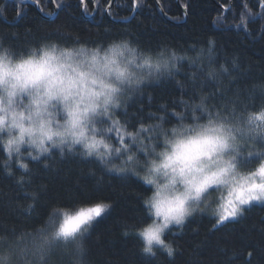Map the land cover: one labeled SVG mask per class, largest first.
Returning a JSON list of instances; mask_svg holds the SVG:
<instances>
[{"label":"clouds","instance_id":"clouds-1","mask_svg":"<svg viewBox=\"0 0 264 264\" xmlns=\"http://www.w3.org/2000/svg\"><path fill=\"white\" fill-rule=\"evenodd\" d=\"M67 161L93 189H146L140 216L118 225L144 264H175L178 254L205 264L169 236L197 218L215 229L233 205L229 221L264 206V69L221 53L214 38L147 45L63 25L0 31V264H99L95 220L61 227L83 206L107 213L115 201L46 199L43 177ZM219 264L259 261L256 249H231Z\"/></svg>","mask_w":264,"mask_h":264},{"label":"trees","instance_id":"trees-1","mask_svg":"<svg viewBox=\"0 0 264 264\" xmlns=\"http://www.w3.org/2000/svg\"><path fill=\"white\" fill-rule=\"evenodd\" d=\"M53 1L60 5L59 11L53 18L47 19L40 16L29 2L0 0V31L38 36L46 27L63 25L81 36L129 32L147 45L162 40L184 45L214 38L221 53H238L242 63L250 64L254 70L264 69V19L255 16L247 24V30L240 27L245 0H179L182 7L176 0H158L160 8L170 20L162 15L155 0H135L139 6L131 18L133 0H114L109 10L110 18L105 10L112 0H86L84 13L79 0ZM246 2L253 14L264 12L257 0ZM40 8L46 16L52 15L53 7L49 0H41ZM95 9V14L91 16ZM113 19L121 21L115 22ZM256 74L254 71L253 75ZM161 91L167 94V89ZM43 179L49 185L48 200L69 195L84 201L114 200L112 210L102 213L92 226L90 243L93 255L99 264L105 261L110 264H144L136 254L135 241L122 238L118 225L122 219L135 220L140 216L141 208L136 194L146 189L135 181L125 187L112 181L103 189H93L91 181L80 175L78 166L72 161L63 163L57 172ZM5 190L14 192L7 185ZM22 198V195H16V199ZM169 238L175 240L182 252L191 251L195 259L205 261V264H219L223 253L231 249H256V259L259 264H264V255L261 254L264 251V206L246 209L245 216L240 220L228 221L215 229L207 218L191 220L181 235L172 233ZM243 258L240 255L237 259ZM184 261L185 255L178 254L175 264H184Z\"/></svg>","mask_w":264,"mask_h":264},{"label":"snow or ice","instance_id":"snow-or-ice-1","mask_svg":"<svg viewBox=\"0 0 264 264\" xmlns=\"http://www.w3.org/2000/svg\"><path fill=\"white\" fill-rule=\"evenodd\" d=\"M49 2H53V0H49ZM257 2L259 7L261 9H264V0H257ZM34 3L37 5V7H39L41 0H34ZM79 3L83 7L85 6L86 0H79ZM133 4L134 7L139 6L135 3V0H133ZM57 6L59 7L60 5ZM185 7H187V5H185ZM243 8L244 11H242L240 15L239 26L245 28V30H247V24L249 22H252L255 16H260L262 19H264V12L253 14L246 0L245 3L243 4ZM262 29H264V26H262ZM253 198H256L255 195L253 196ZM247 202H248L247 199L242 201V203H247ZM103 211H104V207L100 203L92 204L89 206H83L79 209V211L76 213L75 216H69L66 218L64 225L61 227V231L62 232L76 231L82 225H88L92 223L96 218L101 216ZM235 215H236V210H235V206L233 205L231 211L225 212V214L220 217V220L217 222L216 227L228 222L231 219H234ZM69 225H71L72 227L69 228Z\"/></svg>","mask_w":264,"mask_h":264},{"label":"water","instance_id":"water-1","mask_svg":"<svg viewBox=\"0 0 264 264\" xmlns=\"http://www.w3.org/2000/svg\"><path fill=\"white\" fill-rule=\"evenodd\" d=\"M26 1H28L29 3H31V4H33L34 5V7H35V9H36V11L38 12V14L40 15V16H42L43 18H47V19H51V18H53L56 14H57V12L59 11V7L54 3V1L52 2V7H53V12H52V15L51 16H46L45 14H44V12L42 11V9L40 8V6L39 7H37V5L34 3V0H26ZM114 0H112L111 1V3H110V5H108L109 7L105 10V14L110 18V16H109V10H110V8H111V4H112V2H113ZM177 1V3L180 5V2H179V0H176ZM213 1H215L216 2V0H213ZM136 3V2H135ZM155 3L157 4V6H158V8L160 9V11H161V13H162V15L166 18V19H168V20H170V18H169V16L164 12V11H162V9L160 8V5H159V1L158 0H155ZM137 4V3H136ZM180 7H182L181 5H180ZM136 10H137V7H134V5H133V12L131 13V15H130V18L135 14V12H136ZM81 11H82V13H84V11H83V7L81 6ZM92 16V15H91ZM184 18L186 19V12H185V10H184ZM113 21H115V22H120L119 20H115V19H113ZM184 20H182V21H177V23H180V22H183Z\"/></svg>","mask_w":264,"mask_h":264},{"label":"rangeland","instance_id":"rangeland-1","mask_svg":"<svg viewBox=\"0 0 264 264\" xmlns=\"http://www.w3.org/2000/svg\"><path fill=\"white\" fill-rule=\"evenodd\" d=\"M83 11H84V9H83Z\"/></svg>","mask_w":264,"mask_h":264}]
</instances>
